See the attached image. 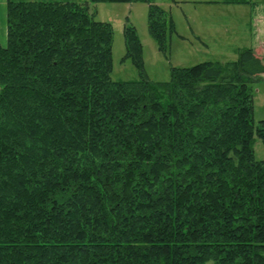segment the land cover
<instances>
[{
    "label": "trees",
    "instance_id": "trees-1",
    "mask_svg": "<svg viewBox=\"0 0 264 264\" xmlns=\"http://www.w3.org/2000/svg\"><path fill=\"white\" fill-rule=\"evenodd\" d=\"M147 3L166 51L169 13ZM249 3L250 0H222ZM0 43V264H264V62L112 80L113 31L88 2L8 1Z\"/></svg>",
    "mask_w": 264,
    "mask_h": 264
},
{
    "label": "rangeland",
    "instance_id": "rangeland-1",
    "mask_svg": "<svg viewBox=\"0 0 264 264\" xmlns=\"http://www.w3.org/2000/svg\"><path fill=\"white\" fill-rule=\"evenodd\" d=\"M9 0H0V43L7 38L6 11ZM18 1V0H11ZM30 1V0H22ZM67 1V0H36ZM88 2L96 20L109 22L113 31L111 79L134 80L138 69L126 57L124 29L135 28L142 48V61L152 81L169 79L171 66L187 67L208 60L231 62L242 48H251L264 62V0L223 3L222 0H156L171 16L173 31H167L162 52L148 30L147 3ZM254 119H264V74L252 84ZM254 157L264 160V142L255 139Z\"/></svg>",
    "mask_w": 264,
    "mask_h": 264
}]
</instances>
